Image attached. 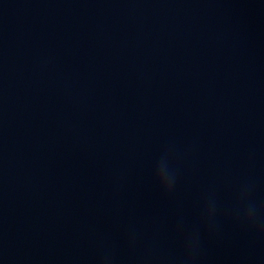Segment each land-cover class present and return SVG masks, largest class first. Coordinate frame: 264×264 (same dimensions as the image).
<instances>
[{
	"label": "clouds",
	"instance_id": "clouds-1",
	"mask_svg": "<svg viewBox=\"0 0 264 264\" xmlns=\"http://www.w3.org/2000/svg\"><path fill=\"white\" fill-rule=\"evenodd\" d=\"M170 177H171V181L172 183H175V174L174 173H170ZM157 180L160 184V186L165 190V187H164V182L161 180V177L159 176V174L157 173ZM255 212H256V209H255V206H249V208L247 209V212H246V215H245V219L248 221V222H252L254 221L255 219ZM188 250H189V253H190V256H189V259H192L193 256H194V253H195V245L191 244L190 243V240L188 242Z\"/></svg>",
	"mask_w": 264,
	"mask_h": 264
}]
</instances>
